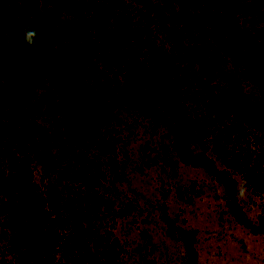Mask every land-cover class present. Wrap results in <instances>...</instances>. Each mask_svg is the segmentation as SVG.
<instances>
[{"label":"trees","instance_id":"trees-1","mask_svg":"<svg viewBox=\"0 0 264 264\" xmlns=\"http://www.w3.org/2000/svg\"><path fill=\"white\" fill-rule=\"evenodd\" d=\"M131 1L143 7L137 22L111 0H88L81 9L80 0H74L69 11L79 23L69 32L75 41L61 39L46 48L35 38V54L25 43L24 30L3 31L5 39L0 37V83L13 86L27 65L33 80L61 99L67 116L63 156L89 176L84 190L68 189V195L40 188L33 181L38 147L24 138L21 124L1 123L0 130L9 128L17 155L12 170L0 165V264L116 263L122 246L99 224L110 202L99 187L104 173L89 156L92 147L115 151L116 138L102 127L116 108L136 110L152 126H166L178 157L202 166L227 192H233L235 181L216 160L239 171L253 190H264V107L244 92L240 80H229L216 91L191 67L198 62L217 69L224 51L243 77L257 85L264 102V27L243 26L235 0ZM13 4L18 15L20 5ZM152 23L161 26L168 50L154 36L144 38ZM89 30L109 33L122 53L106 57L101 68L92 63L82 38ZM133 39L141 42L138 49L122 50L124 44L131 48ZM205 40L212 43L201 44ZM199 88L210 107L192 113L186 92L193 96ZM9 91H3L0 108L12 104Z\"/></svg>","mask_w":264,"mask_h":264},{"label":"rangeland","instance_id":"rangeland-1","mask_svg":"<svg viewBox=\"0 0 264 264\" xmlns=\"http://www.w3.org/2000/svg\"><path fill=\"white\" fill-rule=\"evenodd\" d=\"M15 1L20 5L18 15L14 14ZM73 1L0 0V37L4 38L3 31L24 30L31 25L46 48L61 39L73 43L74 34L69 30L79 23L69 11ZM111 2L119 12L129 10L134 14V21L143 10L131 0ZM84 4H89L88 0H80V9ZM235 5L243 26L264 27V0H235ZM150 28L143 31L144 38L154 36L159 46L168 50L161 26L152 23ZM82 38L92 54L91 62L100 68L106 57L122 53L114 38L103 30H89ZM133 40L131 48L124 44L122 50H137L141 42ZM206 42L212 43L205 40L201 44ZM191 65L216 91L229 80H240L244 92L264 107L257 85L243 77L240 67L224 51L217 69L210 70L198 62ZM21 69L23 73L13 86L0 83V97L8 89L12 101L1 106L0 125L21 124L24 138L38 147L33 181L40 188H52L64 195L69 194L68 189L84 190L88 174L77 162L64 157L61 149L67 121L61 99L50 94L46 84L36 83L27 65ZM186 96L192 113L210 107L204 89L199 88L193 96L186 92ZM112 113L111 121L102 129L116 138L115 151L102 153L92 147L89 156L103 170L99 187L110 201L99 224L122 246L115 264H264V190H253L239 171L216 160L218 168L235 181L233 192H227L202 166H192L178 157L166 126H152L148 116L130 108H116ZM2 128L0 165L12 170L17 151L10 141L9 128ZM81 149L77 147V151ZM194 149L200 150L198 146Z\"/></svg>","mask_w":264,"mask_h":264},{"label":"clouds","instance_id":"clouds-1","mask_svg":"<svg viewBox=\"0 0 264 264\" xmlns=\"http://www.w3.org/2000/svg\"><path fill=\"white\" fill-rule=\"evenodd\" d=\"M37 37V32L34 28H32L31 25H28L24 29V39L25 43L27 45H31L32 47L29 49V51L32 54H35L36 52V46H35V38Z\"/></svg>","mask_w":264,"mask_h":264}]
</instances>
